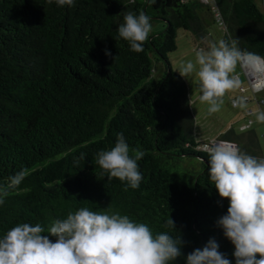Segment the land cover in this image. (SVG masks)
<instances>
[{
	"label": "trees",
	"instance_id": "obj_1",
	"mask_svg": "<svg viewBox=\"0 0 264 264\" xmlns=\"http://www.w3.org/2000/svg\"><path fill=\"white\" fill-rule=\"evenodd\" d=\"M216 2L224 40L264 58V12L256 0ZM125 11L162 24L151 27L142 51L118 37ZM202 12L211 16L198 0H75L63 7L0 0V184L25 171L0 205V234L23 222L40 223L47 234L55 220L86 207L127 215L154 234L181 236L184 255L215 237L234 264V246L215 225L227 198L209 179V153L199 148L186 81L169 60L178 30L197 42L210 34ZM159 63L165 70L157 77ZM118 133L130 155L143 152L136 188L109 179L96 163ZM220 138L264 157L253 130L231 129ZM170 218L177 229L165 226ZM174 264H184L183 256Z\"/></svg>",
	"mask_w": 264,
	"mask_h": 264
},
{
	"label": "clouds",
	"instance_id": "obj_2",
	"mask_svg": "<svg viewBox=\"0 0 264 264\" xmlns=\"http://www.w3.org/2000/svg\"><path fill=\"white\" fill-rule=\"evenodd\" d=\"M46 2L63 7L74 5L75 0ZM151 27L150 17L144 12L125 11L116 31L130 50L139 52ZM104 52L111 55L108 49ZM238 62L256 71L264 68V58L242 51L236 40L209 41L197 51L200 100L210 103V111L216 110L217 98L237 85L230 73ZM194 68L189 60L178 71L187 77ZM257 119L264 120V113ZM205 149L209 153V179L219 197L227 198V210L215 225L234 246V264H264V157L247 154L227 141H213ZM142 156L143 152L130 155L126 138L118 133L114 146L97 152L95 159L109 179L115 177L136 188L142 179L137 163ZM24 177L25 171L21 170L11 175L6 185L0 184V205L8 191L19 186ZM165 226L176 228L171 218ZM183 243L181 236L176 238L168 231L154 234L146 223L119 212L81 207L69 212L66 218L55 220L47 234L40 223L27 222L17 223L0 234V264H174L181 256L184 264H233L219 250L215 237L187 255L182 252Z\"/></svg>",
	"mask_w": 264,
	"mask_h": 264
},
{
	"label": "rangeland",
	"instance_id": "obj_3",
	"mask_svg": "<svg viewBox=\"0 0 264 264\" xmlns=\"http://www.w3.org/2000/svg\"><path fill=\"white\" fill-rule=\"evenodd\" d=\"M256 4L264 12V0H256ZM202 16L206 19L208 30L213 36L214 42L224 39L226 35L225 30L214 22L213 17L205 12H202ZM160 29H162L161 23L152 25L153 31ZM197 44L199 42L195 40L191 32L180 29L177 35V48L169 54L172 69L178 74H180L178 71L179 68L187 61L191 60L195 65L194 71L191 74L187 77L182 76L186 81L189 91L190 106L195 118V134L199 133L201 136L208 135V139L202 141V143H211V138H217L221 133L224 134L231 129L236 133L253 130L258 136L262 155L264 156V120L257 119L260 113H264V103L259 105L256 101L257 98L261 102L264 101V89L259 94L254 93L241 67V62H238L230 75L234 77L236 75L239 76L241 82H238L234 88L227 90L222 97L217 98L216 110L210 111V103L200 100L199 77L196 75V71L199 68V65L196 64L197 48H205L206 46L202 43L197 47ZM164 70L163 63L157 64L158 74L156 76L161 75ZM242 87L248 89L246 94L253 98L251 102H243L246 94L241 91ZM234 101L237 103L236 105H233ZM247 109H252V112L247 113ZM241 126H248V129H242ZM218 139L221 140V138ZM182 167L186 169L185 166Z\"/></svg>",
	"mask_w": 264,
	"mask_h": 264
},
{
	"label": "built area",
	"instance_id": "obj_4",
	"mask_svg": "<svg viewBox=\"0 0 264 264\" xmlns=\"http://www.w3.org/2000/svg\"><path fill=\"white\" fill-rule=\"evenodd\" d=\"M190 0H181V2H188ZM201 4L207 6L211 12V15L214 19V21L222 28L226 29V24H225V21H224V18H223V15L217 5V2L216 0H198ZM241 67L243 69V71L245 72L246 76H247V79L249 81V84H250V87L253 89L254 93H258L259 91L263 90L264 89V69L260 70V71H256L254 68H250L248 65L246 64H243L241 62ZM236 80L238 82H241V79L239 76H235ZM263 79V80H262ZM241 91L242 92H246V88L245 87H242L241 88ZM249 99H245V101H247ZM237 103L234 101L233 102V105H236ZM247 127H245V129H247ZM213 141H216V142H220L222 140H219V139H216V140H212L211 143ZM211 143H201L200 145V149L203 150V151H207L205 149V145H210Z\"/></svg>",
	"mask_w": 264,
	"mask_h": 264
},
{
	"label": "crops",
	"instance_id": "obj_5",
	"mask_svg": "<svg viewBox=\"0 0 264 264\" xmlns=\"http://www.w3.org/2000/svg\"><path fill=\"white\" fill-rule=\"evenodd\" d=\"M209 41L214 42V38H213V36H212L211 34H209L203 42H199V44H202V43H203L204 46H207V43H208ZM199 44H197V47H198ZM197 49L199 50L200 48L198 47ZM248 82H249V81H248ZM249 85H250V84H249ZM247 91H248V89L246 88V92H245V94L247 93ZM261 92H263V90L259 91L258 94L261 93ZM258 94H256V95H258ZM256 97H257V96H256ZM245 99H249V100L245 101ZM252 100H253V98H252L251 96H249V95L246 94L245 98L243 99V102H244V103H247V102H251ZM256 101L259 103V105H262V104L264 103V101L261 102L258 98L256 99ZM246 112H247V113H248V112H252V109H249V110L247 109ZM251 124H252V123H251ZM241 128H242V129H245V126H243V127L241 126ZM247 129H248V128H247ZM247 129H246V130H247ZM196 135H197V138H198V140H199L200 142H202V141H206V139H208V135H206V134H205L204 136H201L199 133H196ZM221 135H223V134L221 133ZM221 135H220V136H221ZM198 136H199V137H198ZM220 136L217 137V138H216V137H213V138H211L210 140H215V138L218 139V138H220Z\"/></svg>",
	"mask_w": 264,
	"mask_h": 264
},
{
	"label": "bare ground",
	"instance_id": "obj_6",
	"mask_svg": "<svg viewBox=\"0 0 264 264\" xmlns=\"http://www.w3.org/2000/svg\"><path fill=\"white\" fill-rule=\"evenodd\" d=\"M249 66V65H248ZM250 68H253V67H251V66H249ZM264 68H262V70H263ZM263 80V79H262ZM264 81V80H263Z\"/></svg>",
	"mask_w": 264,
	"mask_h": 264
}]
</instances>
